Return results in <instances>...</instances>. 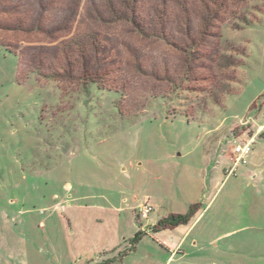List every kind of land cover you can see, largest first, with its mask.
<instances>
[{
	"label": "rangeland",
	"instance_id": "1",
	"mask_svg": "<svg viewBox=\"0 0 264 264\" xmlns=\"http://www.w3.org/2000/svg\"><path fill=\"white\" fill-rule=\"evenodd\" d=\"M263 122L264 0H0V264H264Z\"/></svg>",
	"mask_w": 264,
	"mask_h": 264
},
{
	"label": "built area",
	"instance_id": "2",
	"mask_svg": "<svg viewBox=\"0 0 264 264\" xmlns=\"http://www.w3.org/2000/svg\"><path fill=\"white\" fill-rule=\"evenodd\" d=\"M261 135L264 136V126L259 127L253 136L244 140H240L238 143H235V145L232 148V156H230V161H232V168L229 169L227 173L233 171L234 170L233 167L239 165L240 163L241 164L246 163L245 154L251 147L254 136H261ZM148 211L149 208L144 206L141 210V215L145 216L148 213Z\"/></svg>",
	"mask_w": 264,
	"mask_h": 264
},
{
	"label": "trees",
	"instance_id": "3",
	"mask_svg": "<svg viewBox=\"0 0 264 264\" xmlns=\"http://www.w3.org/2000/svg\"><path fill=\"white\" fill-rule=\"evenodd\" d=\"M80 84H81V88L83 89V91L86 93V94H88L89 93V88H88V82L87 81H81L80 82ZM171 90H173V87H171ZM186 216H183V215H174V216H172V219L174 220L173 222H168V224L169 225H172V224H176V223H178V222H182V221H185V218ZM160 224H162V223H160ZM167 225V224H166ZM158 227H160V226H158Z\"/></svg>",
	"mask_w": 264,
	"mask_h": 264
},
{
	"label": "crops",
	"instance_id": "4",
	"mask_svg": "<svg viewBox=\"0 0 264 264\" xmlns=\"http://www.w3.org/2000/svg\"><path fill=\"white\" fill-rule=\"evenodd\" d=\"M263 124H264V122H263ZM256 137H257V136H254V138H253V139L255 140V139H256ZM186 233H187V231H185V232H184V234H186Z\"/></svg>",
	"mask_w": 264,
	"mask_h": 264
}]
</instances>
